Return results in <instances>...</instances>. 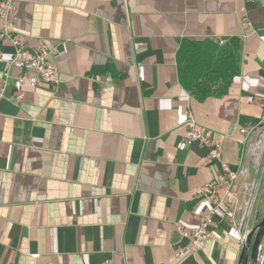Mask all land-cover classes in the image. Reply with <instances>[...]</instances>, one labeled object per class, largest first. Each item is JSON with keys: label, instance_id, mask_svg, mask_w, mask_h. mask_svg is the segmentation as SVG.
Segmentation results:
<instances>
[{"label": "crops", "instance_id": "1", "mask_svg": "<svg viewBox=\"0 0 264 264\" xmlns=\"http://www.w3.org/2000/svg\"><path fill=\"white\" fill-rule=\"evenodd\" d=\"M14 4L11 30L28 48L57 50L58 82L26 84L19 101L11 84L0 100V264H238L241 171L253 169L240 129L263 118L264 0ZM232 36L241 73L226 95L195 99L179 80L181 40ZM13 53L0 37V87L20 72ZM191 115L215 131L223 161L184 142ZM209 215L194 247L177 227Z\"/></svg>", "mask_w": 264, "mask_h": 264}, {"label": "built area", "instance_id": "2", "mask_svg": "<svg viewBox=\"0 0 264 264\" xmlns=\"http://www.w3.org/2000/svg\"><path fill=\"white\" fill-rule=\"evenodd\" d=\"M16 10V5L14 0H0V21L2 22L0 37H4L10 40L12 47L14 48V53L12 58L9 60V63L12 66L18 67L20 72L17 77L10 83L9 74L6 73L5 78L3 79L2 86L0 87V100L5 96V90L9 85L12 84L14 93V99L16 101L22 100L25 91L24 86L27 84L30 87H36L42 83H57L58 82V67L57 62L54 60V56L57 53V50L48 47L46 43H40L35 48H28L26 42L18 33H14L10 25L12 23V15ZM261 110L263 112V118L260 125L242 127L240 129L241 134L243 135V143L247 146V153L250 155L251 160L255 165L253 166L254 170L257 171V178L253 181L251 188L247 186V191H251L249 194V201L244 206L243 219L252 217L254 213V207L258 201V195L261 193L264 181V99L260 102ZM187 123V132L185 135L184 142L188 145L194 143H199L202 146L208 148L207 156L223 161L222 149L219 142L217 141L216 133L211 128H199L195 119L191 115L186 121ZM260 156L262 160H260ZM255 157V158H254ZM223 166L227 168V164L223 162ZM229 176L232 181H235L240 174L239 172H234L230 169ZM241 174L248 175L250 170L243 168ZM216 185L214 183H208L203 188L204 196L214 194ZM224 201H220L218 206L223 207ZM230 213L235 216V210L231 209ZM210 215L203 222H201L194 229H189L187 227L178 225V230L181 233L188 237L194 247L197 246L198 242L203 239V237L208 233V224L210 222ZM251 219V218H250ZM249 219V220H250ZM251 221H248L246 225H243L241 222L242 228V242L246 238L248 232L252 229L250 225ZM39 253L34 254L33 257L38 258ZM258 264H264V257L259 252Z\"/></svg>", "mask_w": 264, "mask_h": 264}, {"label": "trees", "instance_id": "3", "mask_svg": "<svg viewBox=\"0 0 264 264\" xmlns=\"http://www.w3.org/2000/svg\"><path fill=\"white\" fill-rule=\"evenodd\" d=\"M180 43L176 57L181 85L199 101L226 95L241 73V39L188 37Z\"/></svg>", "mask_w": 264, "mask_h": 264}, {"label": "water", "instance_id": "4", "mask_svg": "<svg viewBox=\"0 0 264 264\" xmlns=\"http://www.w3.org/2000/svg\"><path fill=\"white\" fill-rule=\"evenodd\" d=\"M264 240V215L253 225L243 241L238 264H258L259 252Z\"/></svg>", "mask_w": 264, "mask_h": 264}, {"label": "rangeland", "instance_id": "5", "mask_svg": "<svg viewBox=\"0 0 264 264\" xmlns=\"http://www.w3.org/2000/svg\"><path fill=\"white\" fill-rule=\"evenodd\" d=\"M255 158V157H254ZM260 160H262V157L260 156ZM252 164V166H254L255 165V163H253V162H251ZM251 171H250V176H249V178H248V180H247V184H249V187L251 188V186L253 185L252 183H253V181L257 178V171L256 170H254V168L253 169H250ZM263 188V187H262ZM251 193V191L249 190L248 191V194H247V197H246V201H245V203H244V206H245V204L247 203V201H249V194ZM244 206H243V209H242V213H243V211H244ZM253 213V212H252ZM243 215L244 214H242V219H243ZM253 217H254V214L252 215V217H248V218H246L244 221H242V219H241V222L243 223V225H246V223L248 222V221H251L252 222V219H253ZM263 216L261 215V217L259 218V220H261V218H262ZM250 219V220H249Z\"/></svg>", "mask_w": 264, "mask_h": 264}]
</instances>
